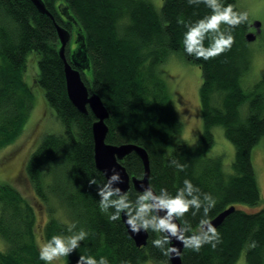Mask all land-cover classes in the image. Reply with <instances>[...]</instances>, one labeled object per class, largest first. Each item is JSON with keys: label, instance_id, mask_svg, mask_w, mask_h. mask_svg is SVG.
Wrapping results in <instances>:
<instances>
[{"label": "trees", "instance_id": "16d2710c", "mask_svg": "<svg viewBox=\"0 0 264 264\" xmlns=\"http://www.w3.org/2000/svg\"><path fill=\"white\" fill-rule=\"evenodd\" d=\"M41 1L51 15L42 13L31 0H0V146L20 134L32 108L33 94L23 72L27 54L34 52V83L42 88L45 102L63 125V133L45 134L25 162V174L48 212L43 237L66 232L72 221L89 233L78 249L63 257L65 264H76L81 253L104 255L111 264L169 263L168 255L151 243L155 233L148 230L146 243L137 246L122 217L109 220L98 206L97 185L89 183L93 176L98 182L105 180L94 164L91 127L95 117L89 109L78 111L67 96L56 23L70 34L80 27L89 60V69L81 75L108 110L106 142L142 146L148 153L149 182L155 190L163 186L174 192L187 177L202 192L216 197L208 213L211 218L234 206L217 226L221 238L216 247L205 244L199 251L183 247L182 264H234L243 250L245 264H264V206L254 211L238 206L260 200L251 151L264 138V73L250 86L244 81L251 61L246 40L250 21L231 29L235 37L231 48L205 60L185 52L184 26L177 22V17L195 20L210 12L203 0H163L160 9L149 0ZM229 2L237 6L236 0ZM60 6L68 8L77 26L64 19ZM176 51L200 68L202 131L194 144L179 136L183 123L158 69ZM69 54L67 45L68 60ZM215 125L223 127L234 145L229 173L220 155L206 156L214 142ZM171 159L185 167L175 168ZM122 163L131 176L142 175V162L135 152ZM128 191L136 190L130 185ZM57 208L62 217L55 215ZM191 211L185 218L195 230L203 210L195 216ZM35 227L34 206L13 184L0 183V238L6 244L0 249V264H47L39 257Z\"/></svg>", "mask_w": 264, "mask_h": 264}, {"label": "clouds", "instance_id": "9594fccd", "mask_svg": "<svg viewBox=\"0 0 264 264\" xmlns=\"http://www.w3.org/2000/svg\"><path fill=\"white\" fill-rule=\"evenodd\" d=\"M198 2L199 0H189V3ZM203 2L211 9L210 12L195 20L177 17V22L184 26L182 43L185 52L207 60L231 48L235 39L231 29L248 22L249 14L229 0ZM205 40L208 41L207 44ZM169 163L177 169L185 167L176 159H171ZM121 180L122 177L116 170L107 174V178L101 182L95 176L89 178L90 184L97 185L98 206L102 212L108 213L109 220H119L123 214L125 223L133 232L151 230L156 234L151 243L169 256L178 253L176 245L171 243L174 239L180 241L184 248L194 251H199L205 244L216 247L220 241L221 233L208 215L216 204V197L210 192H202L190 178L185 177L182 186L177 187L174 192L163 186L157 191L149 184L133 193L121 189ZM190 209L193 216L203 210L195 230L185 218V213ZM88 235L87 229L77 228L75 221L69 222L66 232L54 233L38 242L39 257L47 264L60 257H67L81 246L80 242ZM250 246L254 247L255 241H251ZM76 264L111 262L104 255L97 257L81 253Z\"/></svg>", "mask_w": 264, "mask_h": 264}, {"label": "rangeland", "instance_id": "374dc122", "mask_svg": "<svg viewBox=\"0 0 264 264\" xmlns=\"http://www.w3.org/2000/svg\"><path fill=\"white\" fill-rule=\"evenodd\" d=\"M154 7L160 9L163 0H149ZM239 9H245L249 14L250 23L257 20L259 25L250 28L260 30L252 41H248L250 48V64L245 73L244 81L249 86L257 81L264 73V0H236ZM255 35V33H254ZM70 46V44H68ZM24 81L30 86L33 94V105L23 124L20 134L6 145L0 146V183H11L26 197L36 211V243L43 237L44 224L48 218L47 208L36 195L32 184L25 174V162L29 154L37 147L42 137L47 133H63V125L55 115L54 110L47 105L42 88L34 83L37 72V57L34 52L27 54ZM159 74L164 79L171 95V102L178 119L183 123L180 138L188 144H194L202 131V119L199 102V86L201 84L200 68L197 64L187 61L181 52H172L158 65ZM248 86V87H249ZM214 142L206 156L222 157L223 169L231 172V163L234 159V145L226 138L221 125L212 129ZM252 164L255 170L256 181L260 192V200L255 205L245 203L239 207L254 211L264 206V138H260L252 147ZM52 198V197H51ZM55 215L62 217L59 208ZM6 244L0 238V249ZM51 264H65L63 257ZM142 264H167L166 262L144 261ZM234 264H245V250L241 251Z\"/></svg>", "mask_w": 264, "mask_h": 264}, {"label": "water", "instance_id": "95a60500", "mask_svg": "<svg viewBox=\"0 0 264 264\" xmlns=\"http://www.w3.org/2000/svg\"><path fill=\"white\" fill-rule=\"evenodd\" d=\"M36 7L44 14L51 15L46 9L41 0H31ZM61 15L67 21H70L74 26H77V21L69 13L66 6L59 7ZM257 27L259 22L254 23ZM59 46V56L63 60L64 64V76L66 83V93L71 103L81 113H86L88 109L93 113L95 120L92 123L91 131L94 143V164L95 167L103 174L104 178H107V174L116 170L120 173L122 180L119 183L121 189H126L130 185L135 189H141L142 186L150 184V164L147 151L140 145L134 143H121L112 144L106 142V133L108 126L105 119L108 117V110L102 102L100 96L96 92H90L82 78L81 72L89 69V60L86 55L85 43L83 35L80 33V27H77L75 32L76 47L70 51L69 60L65 55L66 46L69 44L71 34L69 31L58 23L55 24ZM255 38L254 33L248 32L246 34V40L252 41ZM135 152L140 158L143 166V173L141 176H131L122 163L123 158L131 153ZM234 206H230L220 211L216 216L212 218V223L217 227L224 218L233 211ZM122 221L126 227L127 233L134 240L137 246L144 245L148 237V231L143 230L139 232H133L129 226L125 223L123 214L121 215ZM179 222V221H178ZM171 243L176 245L178 253L168 255L169 264H182L181 252L183 245L178 240H172Z\"/></svg>", "mask_w": 264, "mask_h": 264}, {"label": "flooded vegetation", "instance_id": "af4514ba", "mask_svg": "<svg viewBox=\"0 0 264 264\" xmlns=\"http://www.w3.org/2000/svg\"><path fill=\"white\" fill-rule=\"evenodd\" d=\"M254 23H257V20H255L254 22L250 23V28L254 27ZM75 32H76L75 29L71 32V39H70V42H69L70 46H68L69 52L76 47ZM253 32L255 33V36H256L257 34H259L260 30L258 28H255Z\"/></svg>", "mask_w": 264, "mask_h": 264}]
</instances>
